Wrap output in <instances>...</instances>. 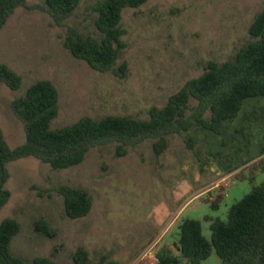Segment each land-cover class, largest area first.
<instances>
[{
	"label": "rangeland",
	"instance_id": "rangeland-1",
	"mask_svg": "<svg viewBox=\"0 0 264 264\" xmlns=\"http://www.w3.org/2000/svg\"><path fill=\"white\" fill-rule=\"evenodd\" d=\"M94 1L79 0L64 26L45 11L20 6L0 29V63L21 77L17 89L0 82V126L10 147L25 140L10 102L36 80L48 79L58 91L52 129L84 115L146 119L151 106L164 105L208 61L232 59L252 39L248 27L264 6V0H147L125 8L120 27L126 45L115 67L124 62L126 68L117 75L90 68L62 45L67 26L101 39L96 13L86 8ZM167 140L160 155L153 153L151 139L127 147L122 156L115 154V143L93 147L82 162L62 169L32 156L9 162L5 188L10 198L0 209V222L11 218L20 225L11 252L56 264H150L163 251L177 253L183 218L200 219L209 234L203 216L225 219L228 207L264 178V97L246 99L238 114L223 122L221 134L193 126ZM229 172L234 175L228 195L212 208L203 191ZM63 184L89 193L86 216H66L62 196L54 190ZM40 218L50 235L35 230ZM219 262L213 251L201 264Z\"/></svg>",
	"mask_w": 264,
	"mask_h": 264
},
{
	"label": "trees",
	"instance_id": "trees-1",
	"mask_svg": "<svg viewBox=\"0 0 264 264\" xmlns=\"http://www.w3.org/2000/svg\"><path fill=\"white\" fill-rule=\"evenodd\" d=\"M146 1L96 0L88 4L87 10L96 13L94 24L101 39L67 26L63 47L96 71L124 73V62L115 67L126 45L120 27L122 11ZM78 2L44 0L30 5L27 0H0V29L20 6L45 11L56 25L64 26ZM248 32L252 39L232 59L222 63L208 61L202 73L186 80L168 96L164 105L151 106L146 119L120 115L96 119L84 115L71 124L52 129L51 120L58 114L57 88L48 79L30 84L23 95L10 102L14 115L22 122L24 142L10 147L0 126V209L10 198L5 183L10 176L7 164L11 161L32 156L53 169H62L82 162L91 148L109 143H115V154L122 156L127 147L151 139L153 153L160 155L167 148L168 135L188 131L193 126L221 134L223 122L234 118L246 99L264 97V6L251 21ZM0 82L17 89L21 77L7 64L0 63ZM191 100L195 101L193 106ZM32 188L37 187L32 185ZM54 190L62 196L64 212L69 218H81L89 213L92 200L84 188L63 184ZM210 206L217 208V203ZM203 220L209 223L208 236L202 231L200 219L183 218L178 225L177 253L163 251L154 264H181L182 260L201 264L213 251L219 264H264V178L228 207L225 219L205 215ZM34 228L50 235L42 218L35 221ZM19 230L20 225L14 219L0 222V264H56L47 257L25 260L14 255L10 242Z\"/></svg>",
	"mask_w": 264,
	"mask_h": 264
},
{
	"label": "built area",
	"instance_id": "built-area-1",
	"mask_svg": "<svg viewBox=\"0 0 264 264\" xmlns=\"http://www.w3.org/2000/svg\"><path fill=\"white\" fill-rule=\"evenodd\" d=\"M233 175L234 172L226 173L215 180L213 184L204 189L203 192L207 193L206 200L209 203H216L217 201L219 203L225 199V197L228 195V188L231 184ZM155 261L156 259L154 261H150V264H154Z\"/></svg>",
	"mask_w": 264,
	"mask_h": 264
},
{
	"label": "crops",
	"instance_id": "crops-1",
	"mask_svg": "<svg viewBox=\"0 0 264 264\" xmlns=\"http://www.w3.org/2000/svg\"><path fill=\"white\" fill-rule=\"evenodd\" d=\"M217 207H218V204H217ZM209 216H212V215H209ZM207 222V221H206ZM208 223V222H207ZM209 224V223H208ZM206 235V234H205ZM209 234H207L206 236H208Z\"/></svg>",
	"mask_w": 264,
	"mask_h": 264
}]
</instances>
